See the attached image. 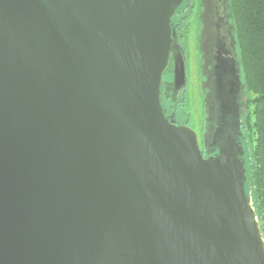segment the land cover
Segmentation results:
<instances>
[{
    "label": "water",
    "instance_id": "95a60500",
    "mask_svg": "<svg viewBox=\"0 0 264 264\" xmlns=\"http://www.w3.org/2000/svg\"><path fill=\"white\" fill-rule=\"evenodd\" d=\"M185 1L0 0V264H264L239 134L161 103Z\"/></svg>",
    "mask_w": 264,
    "mask_h": 264
},
{
    "label": "rangeland",
    "instance_id": "374dc122",
    "mask_svg": "<svg viewBox=\"0 0 264 264\" xmlns=\"http://www.w3.org/2000/svg\"><path fill=\"white\" fill-rule=\"evenodd\" d=\"M221 17L224 19L222 35L226 38L229 51L235 53L240 82L234 109L230 110L231 128L243 138V133L247 131L246 121L252 110L248 106V99L255 98L256 94L245 83L231 0H195L193 15L189 17V22L177 39L178 48L187 62L186 81L176 89L173 76L166 72L161 96L165 115L179 125L193 128L197 133L199 146L206 154L224 138L222 131L226 123L227 108L216 84L218 76L216 77L215 65L219 50L218 21ZM242 141L244 142L243 139ZM251 202L253 205L252 198Z\"/></svg>",
    "mask_w": 264,
    "mask_h": 264
},
{
    "label": "trees",
    "instance_id": "16d2710c",
    "mask_svg": "<svg viewBox=\"0 0 264 264\" xmlns=\"http://www.w3.org/2000/svg\"><path fill=\"white\" fill-rule=\"evenodd\" d=\"M245 83L255 98L243 133L246 192L252 198L264 236V0H231Z\"/></svg>",
    "mask_w": 264,
    "mask_h": 264
},
{
    "label": "flooded vegetation",
    "instance_id": "af4514ba",
    "mask_svg": "<svg viewBox=\"0 0 264 264\" xmlns=\"http://www.w3.org/2000/svg\"><path fill=\"white\" fill-rule=\"evenodd\" d=\"M194 2L195 0H187L185 1L182 6L178 9L177 13L173 17V36L175 38V42L173 44V48L171 51V56L169 60V64L167 65V68L164 71L163 79H162V86H161V96L163 94V85L165 83L164 78L166 77V72H169L174 79V86L176 89H179L183 84L176 85L175 83V61L177 57H182L185 63V81L187 77V62L186 58L181 51V49L178 48L177 45V39L178 34H181L180 32L185 28L187 23L189 22V17L193 15L194 12ZM177 16V18H176ZM176 18V19H175ZM175 19V20H174ZM224 29V19L221 17L218 21V47L219 50L216 53V77L217 79V87L219 88V94L223 97V101L226 103L227 110L226 113V123L224 126V130L222 131L223 135L227 134L229 131L232 133L235 131L233 128L231 129V118L230 113L232 109H234L233 106H235L236 99L239 93L240 89V82L238 79V71H237V64H236V56L235 53H231L229 51V48L227 47V41L226 38L222 35V30ZM233 44H236V42H233ZM232 44V45H233ZM215 70V69H214ZM215 72V71H214ZM215 77V75H214ZM162 100V97H161ZM163 101H161L162 103ZM162 106L164 104L162 103ZM163 109H165L163 107ZM165 112V110H164ZM166 113V112H165ZM167 116V114H166ZM168 117V116H167ZM169 118V117H168ZM170 119V118H169ZM171 122L175 123L170 119ZM177 124V123H175ZM179 125V124H178ZM217 152V147L212 149L210 153L206 154L203 153L205 157H208L210 155H213Z\"/></svg>",
    "mask_w": 264,
    "mask_h": 264
}]
</instances>
